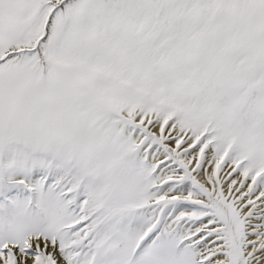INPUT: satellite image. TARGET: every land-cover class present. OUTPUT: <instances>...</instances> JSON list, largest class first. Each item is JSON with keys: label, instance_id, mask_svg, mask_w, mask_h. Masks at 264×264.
Listing matches in <instances>:
<instances>
[{"label": "snow or ice", "instance_id": "6c2138e0", "mask_svg": "<svg viewBox=\"0 0 264 264\" xmlns=\"http://www.w3.org/2000/svg\"><path fill=\"white\" fill-rule=\"evenodd\" d=\"M0 264H264V0H0Z\"/></svg>", "mask_w": 264, "mask_h": 264}]
</instances>
